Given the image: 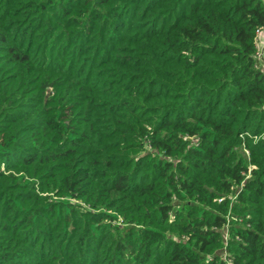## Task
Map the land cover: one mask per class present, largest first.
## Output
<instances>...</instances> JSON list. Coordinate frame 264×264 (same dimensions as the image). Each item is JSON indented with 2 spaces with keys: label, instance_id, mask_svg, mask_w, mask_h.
Wrapping results in <instances>:
<instances>
[{
  "label": "trees",
  "instance_id": "trees-1",
  "mask_svg": "<svg viewBox=\"0 0 264 264\" xmlns=\"http://www.w3.org/2000/svg\"><path fill=\"white\" fill-rule=\"evenodd\" d=\"M264 0H0V264H264Z\"/></svg>",
  "mask_w": 264,
  "mask_h": 264
},
{
  "label": "built area",
  "instance_id": "built-area-1",
  "mask_svg": "<svg viewBox=\"0 0 264 264\" xmlns=\"http://www.w3.org/2000/svg\"><path fill=\"white\" fill-rule=\"evenodd\" d=\"M255 57L264 69V30L256 29L255 31Z\"/></svg>",
  "mask_w": 264,
  "mask_h": 264
},
{
  "label": "rangeland",
  "instance_id": "rangeland-1",
  "mask_svg": "<svg viewBox=\"0 0 264 264\" xmlns=\"http://www.w3.org/2000/svg\"><path fill=\"white\" fill-rule=\"evenodd\" d=\"M263 72H264V69L262 68Z\"/></svg>",
  "mask_w": 264,
  "mask_h": 264
}]
</instances>
